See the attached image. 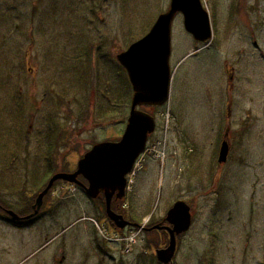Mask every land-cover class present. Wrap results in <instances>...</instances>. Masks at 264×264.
Returning <instances> with one entry per match:
<instances>
[{
    "label": "rangeland",
    "instance_id": "obj_1",
    "mask_svg": "<svg viewBox=\"0 0 264 264\" xmlns=\"http://www.w3.org/2000/svg\"><path fill=\"white\" fill-rule=\"evenodd\" d=\"M170 1L0 0V264H156L169 239L162 247L148 229L177 201L190 206L192 224L173 264H264V0H201L206 43L175 17L169 100L139 108L156 129L127 178L123 209L112 208L142 228L118 234L100 203L64 181L37 217L10 223L7 212L28 215L54 174L120 140L133 89L116 56Z\"/></svg>",
    "mask_w": 264,
    "mask_h": 264
},
{
    "label": "water",
    "instance_id": "obj_2",
    "mask_svg": "<svg viewBox=\"0 0 264 264\" xmlns=\"http://www.w3.org/2000/svg\"><path fill=\"white\" fill-rule=\"evenodd\" d=\"M183 16L184 29L200 43L209 42L212 38V27L208 12L201 0H171L169 9L153 24L149 32L129 48L118 54V63L127 72L133 89L130 114L123 135L117 142H102L94 145L77 163L74 173L54 174L46 188L39 194L31 219L39 213L43 197L57 181L80 185L82 177L87 185H80L91 200L103 195L105 198L106 216L117 230L128 226L139 227L124 219L111 208L113 197L124 200L128 185L127 177L132 174L138 158L144 153L149 136L156 129L152 115L139 108H157L169 100L171 85V30L175 17ZM229 144H221L218 162L226 163ZM12 221L21 217L14 212H7ZM164 227L169 234L166 248L155 252L156 264H173L177 248V237L187 233L192 224L191 208L184 201H177L167 212ZM154 229H161L155 226Z\"/></svg>",
    "mask_w": 264,
    "mask_h": 264
},
{
    "label": "flooded vegetation",
    "instance_id": "obj_3",
    "mask_svg": "<svg viewBox=\"0 0 264 264\" xmlns=\"http://www.w3.org/2000/svg\"><path fill=\"white\" fill-rule=\"evenodd\" d=\"M117 57V56H116ZM117 60V59H116ZM30 72H32V79L34 78V69H30ZM19 95H20V93H18ZM125 130V129H124ZM123 135V134H122ZM77 168V167H76ZM76 171V169L73 171V172H71V173H74ZM78 181L80 182V185H87V183L85 182V180L82 178V177H79L78 178ZM56 184V183H55ZM74 185H76V184H74ZM80 185L78 186V185H76V186H78L80 189H82L81 187H80ZM54 187V186H53ZM52 187V188H53ZM51 188V189H52ZM50 189V190H51ZM50 190H49V192H50ZM82 191H84L83 189H82ZM49 192L45 195V197L43 198V203H44V200H45V198L48 196V194H49ZM87 196V195H86ZM91 200V199H90ZM92 201V203H95V202H98V203H100L103 207H104V212H105V215H106V210H105V198H104V196L103 195H100V197L98 198V199H96V200H91ZM120 201L121 200H116V198L115 197H113V199H112V204H111V208H114V207H116L117 209H123V207L121 208V203H120ZM33 207H34V205H32L31 206V211L32 210H34L33 209ZM31 211L28 213V215H25V216H20L21 217V220H19V221H22V223H24V222H27V221H31V220H33L35 217H37L38 216V214L37 215H35L33 218L31 217V219L30 220H25V218L26 217H29V216H32V214H33V212L31 213ZM118 214V213H117ZM107 217V216H106ZM108 219V218H107ZM109 220V219H108ZM109 223H111L110 222V220H109ZM112 224V223H111ZM157 226H159L161 229H154V228H149L148 229V231H150L151 229L152 230H156V231H158V232H163V233H165L168 237V239H169V234H168V231H166V229L164 228V227H168V226H170L169 224H168V222H166V220H164V221H161L160 223H158V225ZM132 227V226H131ZM155 227V226H154ZM112 228L115 230V226L112 224ZM146 230V229H145ZM116 231V230H115ZM169 242V241H168Z\"/></svg>",
    "mask_w": 264,
    "mask_h": 264
},
{
    "label": "trees",
    "instance_id": "obj_4",
    "mask_svg": "<svg viewBox=\"0 0 264 264\" xmlns=\"http://www.w3.org/2000/svg\"><path fill=\"white\" fill-rule=\"evenodd\" d=\"M1 216V215H0ZM129 220V219H128ZM130 221V220H129ZM28 222V221H27ZM131 222V221H130ZM10 223L12 224V225H14V226H16V227H24V225H22L21 223H22V221H10ZM138 224H141L140 222L138 223ZM149 232H151V234H154V233H157L158 231H156V230H150ZM158 233H161L162 234V238H163V240H161V241H159L160 243H161V245L160 246H166L167 245V239L165 238V237H168L165 233H163V232H158ZM157 233V234H158ZM184 235V234H183ZM183 235H181V236H183ZM165 236V237H164ZM181 236H179L178 238H180ZM177 238V239H178Z\"/></svg>",
    "mask_w": 264,
    "mask_h": 264
},
{
    "label": "built area",
    "instance_id": "obj_5",
    "mask_svg": "<svg viewBox=\"0 0 264 264\" xmlns=\"http://www.w3.org/2000/svg\"><path fill=\"white\" fill-rule=\"evenodd\" d=\"M142 228V227H141ZM128 241H130V240H128ZM131 242V241H130Z\"/></svg>",
    "mask_w": 264,
    "mask_h": 264
}]
</instances>
